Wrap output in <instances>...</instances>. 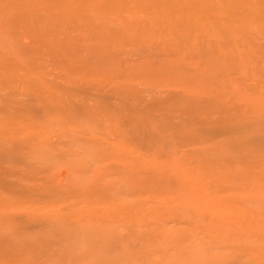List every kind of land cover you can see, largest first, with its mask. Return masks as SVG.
<instances>
[{"label":"rangeland","instance_id":"1","mask_svg":"<svg viewBox=\"0 0 264 264\" xmlns=\"http://www.w3.org/2000/svg\"><path fill=\"white\" fill-rule=\"evenodd\" d=\"M121 161L139 178L136 196L122 194ZM160 164L176 188L159 185ZM94 172L111 185L77 186ZM131 198L141 212L123 210L122 221L140 220L135 236L110 216ZM85 212L109 217L112 230L97 231ZM155 259L264 264V0H0V264Z\"/></svg>","mask_w":264,"mask_h":264},{"label":"bare ground","instance_id":"2","mask_svg":"<svg viewBox=\"0 0 264 264\" xmlns=\"http://www.w3.org/2000/svg\"><path fill=\"white\" fill-rule=\"evenodd\" d=\"M188 1H189V0H188ZM191 2H193V1H191ZM192 4H193V3H192ZM167 9H168V8H167ZM217 69H218V68H217ZM219 69H220V68H219ZM224 69H226V68H224ZM178 70H179V69H178ZM226 70H227V69H226ZM160 71H161V70H160ZM193 71H194V73H195V70H192V72H193ZM196 71H197V70H196ZM216 71H217V70H216ZM216 71L214 70L213 72H216ZM185 72H186V71H185ZM229 72H231V71H229ZM229 72H227V73L229 74ZM198 73H199V71H198ZM222 73H225V74H226V71H224V72H222ZM222 73H221L220 75H222ZM186 74H187V73H186ZM192 74H193V73H192ZM189 75H190V74H189ZM189 75H187V76H189ZM226 75H227V74H226ZM190 77H192V76H190ZM196 77H197V76H196ZM196 77H195V78H196ZM224 77H225V76H224ZM170 78H171V77H170ZM186 78H187V77H186ZM199 79H200V76H199ZM224 79H225V78H224ZM170 80H171V79H170ZM174 80H175V79H174ZM184 80H185V79H184ZM186 80H187V79H186ZM176 81H177V80H176ZM187 81H188V80H187ZM190 81H191V80H190ZM192 81H194V79H192ZM173 82H175V81H173ZM178 82H179V81H178ZM188 82H189V81H188ZM188 82H187V83H188ZM199 82H202V80L199 81ZM181 83H182V82H181ZM184 83H186V82L184 81L183 84H184ZM197 83H198V82H197ZM175 84H176V83H175ZM179 84H180V83H179ZM184 85H185V84H184ZM199 85H200V84H199ZM183 87H184V86H183ZM213 87H214V88H217L216 86H213ZM213 87H210V90H211ZM207 88H208V87H207ZM207 90L209 91V89H207ZM207 90H206V91H207ZM214 90H215V91H214ZM214 90H212V91L216 92V89H214ZM202 91L204 92V90H202ZM208 91H207L206 93H204V94H205V95L208 94L209 96L212 95V94H214V96H215V93H213V92L211 93V92H210L211 94H209ZM217 92H218V91H217ZM217 92H216V93H217ZM184 93H185V92H184ZM218 93H220V92H218ZM209 96H207V97H209ZM214 96H213V98L217 97V96H215V97H214ZM217 98H219V97H217ZM207 99H208V98H207ZM55 100H56V99H55ZM87 101H89V100H87ZM208 101H209V99H208ZM210 101H211V98H210ZM213 101H215V100H213ZM216 101H218V100H216ZM55 102H56V101H55ZM55 102H54V103H55ZM218 103H219V102H218ZM211 104H213V103H211ZM50 105H51V104H50ZM82 105H83V104H82ZM84 105H85V104H84ZM65 107H66V104H65ZM82 107H83V106H82ZM94 107H95V106H94ZM101 107H102V106H101ZM65 109H66V108H65ZM89 109H90V108H89ZM95 110H96V109H95ZM88 112H89V111H88ZM91 112H92V110H91ZM39 113H40V112H39ZM65 113H66V112H65ZM65 113H64V114H65ZM67 113H68V112H67ZM92 113H93V112H92ZM121 113H122L123 115H126L124 112H121ZM93 114L95 115V112H94ZM85 115H86L87 118H91V117H89L87 114H85ZM90 115H91V114H90ZM44 116L46 117V115H44ZM48 117H49V116H48ZM50 117H51V116H50ZM50 117L48 118L49 120H51ZM57 117H58V116H57ZM68 117H69V116H68ZM114 117H115V116H114ZM126 117H128V116H126ZM46 118H47V117H46ZM55 118H56V117H55ZM115 118H116V117H115ZM48 119H47V123L49 122ZM52 119H53V118H52ZM92 119H93V126H94L96 129H102L103 126H104V122L109 121V120H108V119H109V116H108V115H103V116H102V120H99V119H96V118H92ZM37 120L39 121V119H37ZM42 120H44V118H43ZM84 120H85V119H84ZM84 120H83V121H84ZM56 121H57V120H56ZM133 121H134V120H133ZM50 122H51V121H50ZM84 122H85V121H84ZM96 122H97V123H96ZM33 123H34V122H33ZM35 123H38V122L36 121ZM51 123H53V122H51ZM57 123H58V121H57ZM79 123H80V122H78V123H76V124H79ZM81 123H82V122H81ZM120 123H121V122H120ZM41 124H42V123H41ZM41 124H40V125H41ZM43 124H44V123H43ZM37 125H38V124H37ZM46 125H47V124H46ZM51 125H52V124H50V126H51ZM55 125L58 126L59 124H58V125L55 124ZM80 125H81V124H80ZM32 126H33V124H32ZM32 126H31V127H32ZM43 126H44V125H43ZM107 126H108V125H107ZM107 126H105V127H107ZM29 127H30V126H29ZM35 127H37V126H35ZM38 127H39V126H38ZM38 127H37V128H38ZM41 127H42V125H41ZM41 127H39V128H41ZM54 127H55V126H54ZM68 127H69V126H68ZM85 127H86V126H85ZM133 127H134V125H133ZM58 128H59V126H58ZM58 128H57V130H58ZM63 128H64V126H63ZM83 128H84V127H83ZM88 128H89V127H88ZM104 129H105V128H104ZM107 129H108V128H107ZM107 129H106V130H107ZM134 129H135V127H134ZM136 129H137V128H136ZM37 130H39V129H37ZM57 130H56V131H57ZM62 130H63V129H62ZM69 130H70V129H69ZM85 130H87V131H86V134H89V133H87V132H89L88 129H85ZM85 130H84V131H85ZM19 131H21V130H19ZM23 131H24V130H23ZM23 131H21V132H22V135L20 134L21 132L19 133L21 136L25 135V134H23ZM25 131H26V129H25ZM90 131H91V130H90ZM60 132H61V130H60ZM81 132H82V131H81ZM115 132H116V131H115ZM61 133H62V132H61ZM84 133H85V132H84ZM84 133H83V134H84ZM90 133H91V132H90ZM58 134H59V132H58ZM71 134H72V133H71ZM81 134H82V133H81ZM83 134H82V136H84ZM92 134H93V133H92ZM89 135H91V134H89ZM89 135H88V136H89ZM105 135H106V134H105ZM109 135H110V134H109ZM70 136H71V135H70ZM76 136H77V135H76ZM92 136H93V135H92ZM111 136H112V135H111ZM111 136H110V138H111ZM19 137H20V136H19ZM61 137H63V136L61 135ZM68 137H69V136H68ZM71 137H72V136H71ZM74 137H75V135H73V138H74ZM78 137H79V136H78ZM93 137H94V136H93ZM16 138H17V137H16ZM21 138H22V137H21ZM79 138H80V137H79ZM17 139H18V138H17ZM37 139H38V138H37ZM58 139H59V137H58ZM70 139H71V138H70ZM70 139H69V140H70ZM75 139H77V138H75ZM89 139H90V138H89ZM111 139H113V137H112ZM125 139H126V138H125ZM127 139H128V138H127ZM25 140H26V139H25ZM32 140H34V139H32ZM32 140H31V141H32ZM78 140L81 141V138L78 139ZM95 140H96V139H95ZM118 140H120V139H118ZM37 141H38V140H37ZM37 141H35V142H37ZM61 141H63V140H61ZM71 141H74V140L72 139ZM86 141H87V140H86ZM88 141L92 142L93 140L91 141V139H90V140H88ZM130 141H131V140H130ZM25 142H26V141H25ZM50 142H51V141H50ZM55 142H56V141H55ZM75 142H76V141H74V144H71V143H73V142H71V143L68 142V143H69V145H70V144H71V145H76V144H78L77 142H76V144H75ZM84 142H85V141H84ZM90 142H89V143H90ZM118 142H119V141H118ZM31 143H32V142H31ZM31 143H29V144H31ZM37 143H38V142H37ZM57 143H58V142H57ZM60 143H62V142H60ZM60 143H58V145H59ZM82 143H83V141H82ZM95 143H96V142H95ZM32 144H33V143H32ZM35 144H36V143H35ZM49 144H50V143H49ZM64 144H65V142H64ZM91 144H92V143H91ZM115 144H116V143H115ZM123 144H124V143H123ZM42 145H43V144H42ZM58 145H57V146L55 145V146H56V148H55L56 152H58L57 149L59 150V148L62 146V145L60 144L61 146L58 148ZM66 145H67V144H66ZM79 145H80V144H79ZM98 145H99V144H98ZM172 145H173V144H172ZM174 145H175V144H174ZM44 146H46V145H44ZM53 146H54V145H53ZM63 146H64V145H63ZM77 146H78V145H77ZM102 146H103V145H102ZM123 146H124V145H123ZM175 146H176V145H175ZM175 146H174L173 148H175ZM49 147H50V146H49ZM65 147H66V146H65ZM78 147H79V146H78ZM82 147H83V146H82ZM104 147H105V146H104ZM117 147H119V146H117ZM42 148H43V147H42ZM99 148H100V147H99ZM102 148H103V147H102ZM119 148H121V147H119ZM124 148H125V146H124ZM167 148H170V147H167ZM167 148H165V149H167ZM69 149H72V148L70 147ZM83 149H84V148H83ZM103 149H104V148H103ZM106 149H107V148H106ZM115 149H116V148H115ZM129 149H130V148H129ZM131 149H132V148H131ZM176 149H177V148H176ZM55 150H54V151H55ZM62 150H63V149H61V151H62ZM66 150H67V149H66ZM72 150H73V149H72ZM75 150H76V149H75ZM124 150H125V149H124ZM168 150H170V149H168ZM168 150L165 151V154H166V155H167V153H168ZM177 150H178V149H177ZM41 151H42V150H41ZM43 151H44V150H43ZM47 151H48V150H47ZM69 151H70V150H69ZM77 151H79V150H77ZM80 151H81V150H80ZM125 151L127 152L128 150L126 149ZM138 151H139V149H138L137 147H135L134 150H133V152H132V154H135L134 152H137V153H138ZM239 151L241 152V150H239ZM39 152H40V151H39ZM59 152H60V150H59ZM59 152H58V153H59ZM65 152H66V151H65ZM85 152H87V151L85 150ZM105 152H106V151H105ZM149 152H150V151H149ZM163 152H164V151H163ZM172 152H173V150H172ZM41 153H42V152H41ZM45 153H46V152H45ZM52 153H53V152H52ZM58 153H57V154H58ZM99 153H100V152H99ZM127 153H128V152H127ZM242 153H243V152H242ZM61 154H62V153H61ZM129 154H130V153H129ZM129 154H128V155H129ZM168 154H169V153H168ZM51 155H52V154H50V156H51ZM87 155H88V153H87ZM125 155H126V154H125ZM130 155H131V154H130ZM138 155H139V153H138ZM50 156H49V158H50ZM54 156L56 157L57 155H54ZM54 156H53V157H54ZM58 156H59V155H58ZM88 156H89V155H88ZM162 156H164V155L162 154ZM172 156H173V154H172ZM172 156H170V157H172ZM47 157H48V156H47ZM51 157H52V156H51ZM53 157H52V158H53ZM101 157H102V156H101ZM101 157H100V158H101ZM104 157H105V156H104ZM141 157H142V156H141ZM143 157H144V159H146V158L149 157V156L146 157V155H145V156H143ZM150 157H151V156H150ZM170 157H169V158H170ZM173 157H174V156H173ZM173 157H172V159H173ZM180 157H181V156H180ZM182 157H184V156H182ZM182 157H181V159H182ZM52 158H51V159H52ZM84 158H85V157H84ZM135 158H136V157H135ZM151 158H154L153 155H152ZM151 158H149V159H151ZM185 158H186V157H185ZM188 158H189V156H188L184 161L189 160ZM103 159H104V158H103ZM164 159H165V158H164ZM164 159H163V160H164ZM54 160H55V159H54ZM84 160H85V159H84ZM123 160H124V159H123ZM159 160H160V159H159ZM161 160H162V159H161ZM169 160H170V159H169ZM178 160H180V159H178ZM45 161H46V160H45ZM105 161H107V160L105 159ZM108 161H109V160H108ZM138 161H139V162L141 161V164H142V160H141V159H139ZM154 161H155V160H154ZM191 161H192V160H191ZM197 161H199V159H198ZM39 162H40V161H39ZM89 162H91V161H89ZM112 162H113V161H112ZM136 162H137V161H136ZM164 162L166 163V161H164ZM168 162H169V161H168ZM188 162H189V161H188ZM188 162L186 161L185 164L188 163ZM80 163H81V162H80ZM99 163H100V162H99ZM99 163H98V164H99ZM115 163H116V162H115ZM132 163H133V162H131L130 164H132ZM134 163H135V162H134ZM151 163H152V162H151ZM151 163H150V164H151ZM156 163H157V162H155V163H153V164H156ZM169 163H170V162H169ZM177 163H179V161H178ZM230 163H231V162H230ZM91 164H92V163H91ZM94 164H96V163H94ZM98 164H96V165H98ZM125 164H127V166L129 165V167H130V164H128V163H124V166H125ZM137 164H139V163H137ZM161 164H162V163H161ZM161 164H160V167H156V168H158V169H157V170H158V173H157V174L154 173V174H156V175L158 176L159 185L161 184V185L163 186L162 183H164V184H168V183H169V184H168L169 187H171V186H175L176 184H175V185H173V184L170 185V182H167V180H168V177H167V176H168V175L166 176V179H167V180L164 179V178H161V175H160V173H159V168H160V169L162 168V165H161ZM185 164H184V165H185ZM27 165H28V163H27ZM107 165H108V164H107ZM132 165H133V166H132L131 168H136V166H135L136 164H132ZM181 165H183V164H181ZM188 165H189V164H188ZM200 165H201V164H200ZM225 165H227V164H226V161H225ZM122 166H123V164H122V161H121V167H120V166H119V167L116 166V169H115V170H117L118 173H122V174H124V176H123L124 181H123V183H122V185H121L122 190H124V191L122 192V194L127 196V193H129V194H130L129 197H132L133 194H135V196H136V193H137V187H139V185H140V183H139V178H138V176H131V175H129V174H128V175L125 174L124 171H123V169H122ZM127 166H126V167H127ZM166 166H167V165H166ZM186 166H187V164H186ZM222 166H224V165H222ZM229 166H232V165H229ZM234 166H236V165H234ZM234 166H233V167H234ZM243 166H245V165H243ZM91 167H92V166H91ZM94 167H95V166H94ZM163 167H164V166H163ZM201 167H202V165H201ZM245 167H246V166H245ZM245 167H244V168H245ZM250 167H251V166H250ZM114 168H115V167H114ZM139 168H140V167H139ZM151 168H152V166H151ZM164 168H166V167H164ZM164 168H162L161 172L164 170ZM167 168H169V167H167ZM186 168H188V167H186ZM248 168H249V166H248ZM82 169H83V167H82L81 165H78V166H76V167L74 168L75 172H77V173H83V172H82ZM148 169H149V168H148ZM152 169H153V168H152ZM199 169H200V168H199ZM235 169H236V168H235ZM235 169H234V170H235ZM241 169H242V166H241ZM241 169L238 170V173H239V174H240L239 171H241ZM245 169H246V168H245ZM245 169H243V170H245ZM136 170H137V169H136ZM165 170H168V169H165ZM183 170H184V168H183ZM246 170L248 171V169H246ZM246 170H245V171H246ZM139 171H140V173L142 172L141 175H143V174L145 175V174H148V173L151 172V171H149V170H147V172L149 171L148 173H147V172L144 173V172L141 171V170H139ZM139 171L137 170V172H139ZM188 171H190V169H187V173H188ZM235 171H236V170H235ZM245 171H244V174H245ZM247 171H246V174H245V175H247ZM70 172H71V171H70ZM164 172H165V171H164ZM164 172H163V173H164ZM166 172H167V171H166ZM166 172H165V173H166ZM212 172H213V171H212ZM212 172H211V174H213ZM242 172H243V171H242ZM68 173H69V172H68ZM68 173H67V175H69ZM112 173H113V172H112ZM163 173H162V176L164 177L167 173H166V174H163ZM230 173H231V172H230ZM116 174H117V173H116ZM151 174H153V172H152ZM211 174H210V175H211ZM228 174H229V173H228ZM232 174H233V173H232ZM213 175H215V174H213ZM69 176H71V175H69ZM86 176L88 177V175H86ZM145 176H146V175H145ZM211 176H212V175H211ZM211 176H209V177L211 178ZM233 176H234V175H233ZM239 176H240V175H239ZM72 177H73V176H72ZM72 177H71V180H72ZM120 177H121V176H120ZM142 177H144V176H142ZM153 177H154V175H153ZM175 177H176V179H177V178L179 179V176H178V177L175 176ZM230 177H231V176H230ZM235 177H238V175H236ZM64 178H66V177H64ZM75 178H77V177H75ZM112 178H113V180H114V177H112ZM123 178H122V179H123ZM145 178H146V177H145ZM156 178H157V177H156ZM210 178H209V179H210ZM224 178H225V177H224ZM227 178H228V177H227ZM231 178H232V177H231ZM238 178H239V177H238ZM261 178H262V176H261ZM60 179H61V178H60ZM77 179H78V180H76V181H78L77 186L80 185L81 188H82V187H85V190H87V191H89V190H93V191H98V192H100L101 189H102V186H104V190H105V186H106V185H111V184H109V182H108L110 179H108V181H106V183H107V184H106L105 182H103V180H102V176H101L100 174L95 173V172H94V175L91 176L90 178L88 177V178L85 179V177H83V178L80 177V179H79V178H77ZM152 179H153V178H152ZM163 179H164V180H163ZM212 179H213V178H212ZM229 179H230V178H229ZM173 180H174V179L171 180V183H172ZM201 180H202V179H201ZM214 180H215V182H216V179H214ZM214 180H213V181L211 180V181L214 182ZM236 180H237V179H236ZM67 181H68V180H67ZM67 181H66V182H67ZM69 181H70V180H69ZM72 181H73V180H72ZM104 181H105V179H104ZM111 181H112V180H111ZM117 181H118V180H117ZM153 181H154V180H152V181L149 180V182H147V184H149V186H150V184L152 183L151 186H154L155 181H154V182H153ZM168 181H170V179H169ZM225 181H226V178H225L224 181L221 182V184H222L223 182H225ZM114 182H116V181H114ZM150 182H151V183H150ZM174 182L176 183V181H174ZM237 182H238V181H237ZM104 183H105L106 185H105ZM110 183H111V182H110ZM216 183H217V182H216ZM73 184H74V182H73ZM103 184H104V185H103ZM214 184H215V183H214ZM161 185H160V186H161ZM198 185H199V183H198ZM232 185L234 186V184H232ZM235 185H236V184H235ZM77 186H76V187H77ZM118 186H119V185H118ZM144 186H145V185H144ZM146 186H147V185H146ZM146 186H145V187H146ZM149 186H147V188H148ZM156 186H157V184H156ZM156 186H154V187H156ZM195 186H196V185H195ZM217 186H218V185H217ZM226 186H227V185H226ZM226 186H225V187H226ZM228 186H229V185H228ZM157 187H158V186H157ZM157 187H156V189H157ZM221 187H224V185L221 186ZM69 188H71V187L69 186ZM72 188H73V186H72ZM79 188H80V187H79ZM163 188H165V187H163ZM175 188H176V186H175ZM175 188H173V189H175ZM227 188H229V187H227ZM230 188H231V187H230ZM235 188H236V187H235ZM115 189H116V188H115ZM140 189H141V188H140ZM140 189H139V190H140ZM170 189H172V188H170ZM173 189H172V191H174ZM222 189H223V188H222ZM231 189H233V191H234V190L237 191V190H236L237 188H236V189L231 188ZM75 190H76V188L74 189V191H75ZM104 190H103V192H104ZM118 190H119V189H118ZM146 190H147V189H146ZM158 190H159V189H158ZM160 190H161V189H160ZM160 190H159V192H160ZM218 190H219V189H218ZM238 190H239V188H238ZM167 191H168V189H167ZM215 191H216V190H215ZM223 191H225V190H223ZM229 191H230V190H229ZM89 192H90V191H89ZM159 192H158V193H159ZM170 192H171V191H170ZM170 192H169V194H170ZM217 192H218V194H220V191H216V192H214V193H217ZM230 192H231V191H230ZM94 193H96V192H94ZM161 193H163V192H161ZM164 193H166V192H164ZM164 193H163V194H164ZM231 193H232V192H231ZM238 193H239V191H238ZM240 193H242V192H240ZM243 193H245V191H244ZM82 194H83V192H82ZM156 194H157V193H156ZM156 194H154V197H157V195H159V194H157V195H156ZM89 195H90V193L88 194V196H89ZM146 195H147V194H146ZM155 195H156V196H155ZM166 195H167V194H166ZM94 196H96V195H94ZM118 197H119V196H118ZM151 197H152V196H151ZM182 197L185 198L184 196H182ZM87 199H88V198H87ZM87 199H86V200H87ZM131 199H132V198H131ZM155 199H156V198H155ZM84 200H85V199H84ZM86 200H85V201H86ZM108 200H109V199H108ZM132 200H133V199H132ZM151 200H152V199H151ZM80 201H82V198L80 199ZM80 201H79V202H80ZM89 201H91V200H89ZM136 201H137V200H133V201H132V205L129 204V203L119 204V206H118V204H113V208H114V205H117V206H115V207H116V209L118 208V210H117L116 212L110 211V212H111L110 216H111L113 219H115V220H116V219H119L118 221L120 222V225H121V226H118V227H121V228H122V226H123V227L125 228V227H127V225L129 224V223H128L127 225H124L125 223L123 224L124 221H122V220H124V219L126 218V215H127V214H126L125 216L123 215V213H122L123 210L126 211V212H127V211L129 212V211L132 210L133 213H135V212L138 213V212L140 211V209H139L140 207L138 206V204H137ZM82 202H83V201H82ZM92 202H94V201H92ZM92 202H91V203H92ZM227 202H228V201H227ZM89 203H90V202H89ZM191 203H192V202H190L188 205H190L191 208H195L194 205L191 204ZM222 203H223V202H222ZM225 203H226V201H225ZM87 204H88V203H87ZM105 204H108V203H105ZM167 204H168V203H167ZM220 204H221V202H220ZM232 204H233V203H232ZM232 204H230V205H232ZM109 205H110V204H109ZM165 205H166V204H165ZM221 205L223 206L224 204H221ZM227 205H228V203H227ZM106 206H107V205H106ZM228 206H229V205H228ZM234 206H236L235 208H237L238 206H239V207L242 206V204H240L239 202L236 201V203L234 204ZM107 207H108V206H107ZM182 207H183V206H182ZM220 207H221V206H220ZM220 207H219V208H220ZM229 207H230V206H229ZM242 207H243V206H242ZM111 208H112V206H111ZM183 208H184V207H183ZM245 208H246V207H245ZM245 208H244V209H245ZM186 209H187V208H186ZM110 210H111V209H110ZM189 210H190V209H189ZM189 210H188V211H189ZM239 210H240V208H239ZM247 211H248V210H247ZM82 212H83V211H82ZM140 212H141V211H140ZM190 212H192V211L190 210ZM235 212H236V211H235ZM237 212H238V211H237ZM245 212H246V211H245ZM245 212H244V216H245L246 213H248V212H246V213H245ZM85 213H86V212H85ZM192 213H193L194 215L196 214L195 212H192ZM238 213H239V212H238ZM86 214H87V213H86ZM88 214H89V213H88ZM88 214L86 215V216H87V219H90L91 221H94V222H95V221L98 222V225H99V226H97L96 222H95V226L93 225V227H96V230H97V231L103 233V231H105L106 229H107V230H106L107 232H108V229H109V231H110V229L112 230V226H111V228H109L110 226H108L109 224L107 225V222H106V218L109 219V217H107V216H102V217H101V216H94V217H91L92 215H91V216H88ZM139 214H140V213H139ZM141 214H142V213H141ZM158 214H160V213H158ZM248 214H249V213H248ZM248 214H247V216H248ZM83 215H84V212H83ZM106 215H107V214H106ZM129 215H130V213H129ZM132 215H133V216H130V217H132V219H130V220L134 221L133 219H134V216H135V215H134V214H132ZM198 215H199V214H198ZM202 215H204V214H202ZM188 216H189V215H188ZM191 216H192V214H191ZM199 216H201V214H200ZM199 216H198V217H199ZM206 216H207V217H206ZM249 216H251V214H250ZM83 217H84V216H83ZM130 217L128 216V218H130ZM136 217H137V216H136ZM140 217H141V216H140ZM157 217H158V216H157ZM192 217H194V216H192ZM198 217L195 218V219H198ZM203 217H204V216H203ZM203 217L200 219L201 221L204 220L205 218H206V219L209 218L208 215H205L204 219H203ZM214 217H216V216H213V219H214ZM245 217H246V216H245ZM123 218H124V219H123ZM138 218H139V216H138ZM138 218H137V219H138ZM199 218H200V217H199ZM211 218H212V217H211ZM225 218H226V217H225ZM229 218H231V216H230ZM219 219H220V218H219ZM226 219H228V218H226ZM231 219H232V218H231ZM231 219H230V220H231ZM246 219H248V218H246ZM90 220H87V221H90ZM160 220H161V219H160ZM208 220L211 221L210 218H209ZM208 220H207V221H208ZM215 220H216V219H215ZM215 220H214V221H215ZM244 220H245V218H244ZM91 221H90V222H91ZM108 221H109V220H108ZM113 221H114V220H113ZM121 221H122V222H121ZM139 221H140V220H139ZM139 221H136V222H139ZM110 222H112V220H111ZM115 222H117V221H115ZM136 222H134V223H130V226L128 225V227H127V228L129 229V230H127V232L130 231V233H131L132 236L138 235L137 232H139L138 230H139L140 227L138 228L137 225H141V224H140V223L137 224ZM158 222H159V221H158ZM198 222H199V220H198ZM205 222H206V220H205ZM245 222H246V221H245ZM88 223H89V222H88ZM121 223H122V224H121ZM141 223H142V222H141ZM206 223L208 224L209 222H206ZM206 223H203V222H202L201 224H202V225L204 224V225L206 226ZM211 223H213V222L211 221ZM216 223H217V221H216ZM221 223H222V222H221ZM221 223H220V224H221ZM110 224H111V223H110ZM113 224H114V222H113ZM113 224H112V225H113ZM116 224H118V223H116ZM136 224H137V225H136ZM199 224H200V222H199ZM213 224L215 225V223H213ZM222 224H223V223H222ZM225 224H226V223H225ZM225 224H224L223 226H225ZM244 224H245V223H244ZM246 224H247V223H246ZM246 224H245V225H246ZM226 225H227V224H226ZM83 226H85V225H83ZM91 226H92V225H91ZM115 226H116V225H115ZM208 226H211V225L208 224L206 227L209 228ZM87 227H88V226H87ZM87 227H85V228H87ZM206 227H203V228H206ZM225 227H226V226H225ZM79 228H80V227H79ZM121 228H120V229H121ZM87 229H90V227L87 228ZM115 229H116V227H115ZM118 229H119V228H118ZM118 229H116V230H118ZM224 229H225V228H224ZM224 229H222V230H224ZM217 231H218V230H217ZM107 232H105V233H107ZM114 232H115V231H114ZM114 232H112V233L114 234ZM220 232H221V231H219V233H220ZM83 233H84V232H83ZM105 233H104V234H105ZM110 233H111V232H110ZM213 233H214V232H213ZM224 233H225V232H224ZM88 234H89V233H88ZM88 234H86V235H88ZM90 234H91V233H90ZM92 234H94V233H92ZM226 234H228V233L226 232L225 235H226ZM230 234H233V236H234V234H236V233L232 232V233H230ZM127 235H128V234H127ZM217 235H219V234H217ZM236 235H237V234H236ZM88 236H89V235H88ZM111 236H112V235H111ZM129 236H130V235H129ZM176 236H177V235H176ZM208 236H209V234H208ZM208 236H207V237H208ZM220 236H221V235H220ZM220 236H219V237H220ZM177 237H178V236H177ZM207 237H206L205 239H207ZM131 238H132V237H131ZM131 238H130V239H131ZM217 238H218V237H217ZM220 238H221V237H220ZM226 238H227V236H226ZM91 239H92V238H91ZM132 239H135V238H132ZM175 239H176V238H175ZM180 239H182V238L180 237ZM183 239H184V238H183ZM183 239H182V240H183ZM208 239H209V237H208ZM224 239H225V237H224ZM81 240H82V239H81ZM88 240H89V239H88ZM92 240H93V239H92ZM135 240H136V239H135ZM163 240H164V239H163ZM177 240H178V239H177ZM182 240L179 241V242H182ZM185 240H187V239H184V240H183V241H184L183 243L186 245L187 242H186ZM210 240H212L211 237H210ZM219 240H220V239H219ZM221 240H222V239H221ZM229 240L232 241V239H229ZM229 240H228V241H229ZM93 241H97V240H93ZM107 241H109V239H108ZM136 241H137V240H136ZM167 241H169V240H167ZM174 241H176V240H174ZM235 241H236V240H235ZM88 242H91V240L88 241ZM105 242H106V241H105ZM111 242H113V241H111ZM120 242H122V240H121ZM129 242H130V241H129ZM185 242H186V243H185ZM190 242H192V240H191ZM221 242H223V241H221ZM188 244H190V243L188 242ZM209 244H210V242H209ZM211 244H213V242H211ZM211 244L208 246V248H209V247H210V248L213 247V246L211 247ZM226 244H227V242H226ZM185 245H184L183 247H185ZM194 245H196V243H195ZM186 246H187V245H186ZM195 247H196V246H195ZM203 248H204V247H203ZM224 248H228V247L226 246V247H224ZM196 250H197V248H196ZM201 251H202V250H201ZM193 253H194V252L192 251V255H193ZM207 253H209V252L207 251ZM200 254H201V253H200ZM189 255H190V254H189ZM192 255H191V258H192ZM178 259H179V258H178ZM192 259H193V258H192ZM195 259H196V258H195ZM158 260H159V258H158ZM160 260H162V258H161ZM160 260H159V261H160ZM176 260H177V259H176ZM198 260H199V259H198ZM128 261H130V263H131V260H128ZM152 261H153V260H152ZM156 261H157V259H155V262H153V264H156ZM159 261H157V262H159ZM181 261H183V260H181ZM181 261H180V262H181ZM247 261H248V260H247ZM165 262H166V260H165ZM177 262H179V261H177ZM177 262H176V264H178ZM180 262H179V263H180ZM185 262H186V261H185ZM185 262H181V263L183 264V263H185ZM248 262H250V261H248ZM126 263H127V262H126ZM126 263H125V264H126ZM162 263L164 264L163 261H162ZM162 263L159 262V264H162ZM166 263H167V262H166ZM174 263H175V261L173 262V264H174ZM251 263H252V262H251ZM251 263H249V264H251ZM170 264H171V263H170ZM185 264H188V263H185ZM236 264H239V263L236 262ZM240 264H241V263H240ZM252 264H254V263H252Z\"/></svg>","mask_w":264,"mask_h":264}]
</instances>
